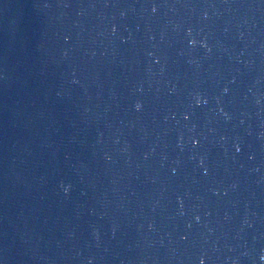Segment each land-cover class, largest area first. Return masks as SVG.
Masks as SVG:
<instances>
[{
  "label": "water",
  "instance_id": "water-1",
  "mask_svg": "<svg viewBox=\"0 0 264 264\" xmlns=\"http://www.w3.org/2000/svg\"><path fill=\"white\" fill-rule=\"evenodd\" d=\"M0 264H264V0H0Z\"/></svg>",
  "mask_w": 264,
  "mask_h": 264
},
{
  "label": "clouds",
  "instance_id": "clouds-1",
  "mask_svg": "<svg viewBox=\"0 0 264 264\" xmlns=\"http://www.w3.org/2000/svg\"><path fill=\"white\" fill-rule=\"evenodd\" d=\"M137 107H139V106L137 105Z\"/></svg>",
  "mask_w": 264,
  "mask_h": 264
}]
</instances>
